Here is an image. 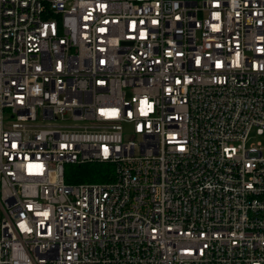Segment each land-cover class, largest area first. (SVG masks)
<instances>
[{"label": "built area", "instance_id": "obj_1", "mask_svg": "<svg viewBox=\"0 0 264 264\" xmlns=\"http://www.w3.org/2000/svg\"><path fill=\"white\" fill-rule=\"evenodd\" d=\"M253 132L264 0H0V264H264Z\"/></svg>", "mask_w": 264, "mask_h": 264}, {"label": "trees", "instance_id": "obj_2", "mask_svg": "<svg viewBox=\"0 0 264 264\" xmlns=\"http://www.w3.org/2000/svg\"><path fill=\"white\" fill-rule=\"evenodd\" d=\"M64 171V181L67 184L103 183L109 180L112 167L99 163L79 166L67 165Z\"/></svg>", "mask_w": 264, "mask_h": 264}, {"label": "rangeland", "instance_id": "obj_3", "mask_svg": "<svg viewBox=\"0 0 264 264\" xmlns=\"http://www.w3.org/2000/svg\"><path fill=\"white\" fill-rule=\"evenodd\" d=\"M249 140L251 141V143H263L264 135H257L256 132H253Z\"/></svg>", "mask_w": 264, "mask_h": 264}]
</instances>
